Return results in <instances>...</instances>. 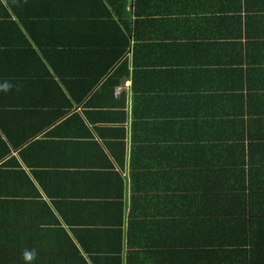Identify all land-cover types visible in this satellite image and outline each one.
Wrapping results in <instances>:
<instances>
[{
	"label": "crops",
	"instance_id": "crops-1",
	"mask_svg": "<svg viewBox=\"0 0 264 264\" xmlns=\"http://www.w3.org/2000/svg\"><path fill=\"white\" fill-rule=\"evenodd\" d=\"M103 1L0 0V264H264V0Z\"/></svg>",
	"mask_w": 264,
	"mask_h": 264
},
{
	"label": "clouds",
	"instance_id": "clouds-1",
	"mask_svg": "<svg viewBox=\"0 0 264 264\" xmlns=\"http://www.w3.org/2000/svg\"><path fill=\"white\" fill-rule=\"evenodd\" d=\"M9 87H11V85H9ZM36 259H37V250L35 248H31V249L26 248L23 250L24 264H35Z\"/></svg>",
	"mask_w": 264,
	"mask_h": 264
},
{
	"label": "trees",
	"instance_id": "trees-1",
	"mask_svg": "<svg viewBox=\"0 0 264 264\" xmlns=\"http://www.w3.org/2000/svg\"><path fill=\"white\" fill-rule=\"evenodd\" d=\"M97 1L104 2L103 0H97ZM105 2H106V4H111V5H112V3H114L112 0H105ZM6 13L9 14L8 12H6ZM99 50H101V49H99ZM233 170H234V168H233Z\"/></svg>",
	"mask_w": 264,
	"mask_h": 264
}]
</instances>
